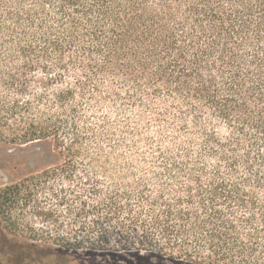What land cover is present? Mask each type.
I'll use <instances>...</instances> for the list:
<instances>
[{
	"label": "trees",
	"instance_id": "1",
	"mask_svg": "<svg viewBox=\"0 0 264 264\" xmlns=\"http://www.w3.org/2000/svg\"><path fill=\"white\" fill-rule=\"evenodd\" d=\"M1 171L0 264H264V0H0Z\"/></svg>",
	"mask_w": 264,
	"mask_h": 264
},
{
	"label": "rangeland",
	"instance_id": "2",
	"mask_svg": "<svg viewBox=\"0 0 264 264\" xmlns=\"http://www.w3.org/2000/svg\"><path fill=\"white\" fill-rule=\"evenodd\" d=\"M29 153H31V152H29ZM1 176H0V185L1 184H3V183H5V182H8L9 180H10V178L8 177V176H6L5 175V172L4 171H1ZM34 218V217H33ZM33 218H31V220L33 221V220H35V219H33ZM36 221V220H35Z\"/></svg>",
	"mask_w": 264,
	"mask_h": 264
}]
</instances>
